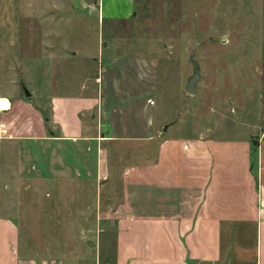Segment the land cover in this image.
Masks as SVG:
<instances>
[{"label": "rangeland", "instance_id": "1", "mask_svg": "<svg viewBox=\"0 0 264 264\" xmlns=\"http://www.w3.org/2000/svg\"><path fill=\"white\" fill-rule=\"evenodd\" d=\"M0 26L21 50L17 67L11 55L5 60L0 94H18L15 100L40 112L42 120L32 119L36 133L43 121L47 135H59L49 97L79 93L90 77L85 92L101 104L80 116L87 129L101 125L104 131L115 115L131 133L151 136L148 117L154 136L208 133L249 138L252 150L259 148L253 136L264 132V0H0ZM50 45L53 52L71 54L52 62ZM193 60L202 76L194 96L185 91ZM7 99L16 109L17 101ZM115 107L120 110L111 114ZM25 122L20 119L21 128ZM118 142L0 145V214L20 225L23 257H71L87 248L81 241L88 242L93 231L107 240L96 213L121 202L122 167H131L130 156L139 151ZM99 149L107 178L100 182ZM101 252L105 264L109 248L101 244Z\"/></svg>", "mask_w": 264, "mask_h": 264}, {"label": "crops", "instance_id": "2", "mask_svg": "<svg viewBox=\"0 0 264 264\" xmlns=\"http://www.w3.org/2000/svg\"><path fill=\"white\" fill-rule=\"evenodd\" d=\"M9 8L3 10L6 16L3 19L2 13L3 25ZM2 29L0 26L3 57L0 72L7 68L4 63L10 55L12 68L17 67L21 51ZM51 48L47 47V54L52 62L65 60L71 54L53 52L56 48ZM1 76L0 79H6L2 73ZM86 80L89 82L90 77ZM86 80L79 93L49 97L53 98L51 124L59 129L58 136L53 130L47 135L43 121L42 124L38 121L36 133L32 119L42 120L40 112L15 100L21 98L18 94L1 93L0 98L17 101V111L14 103L11 109L0 111V145L48 140L91 146L97 140L99 147L105 143L113 146L119 141L139 148L135 159L130 156L131 167H122L125 170L119 180L124 189L121 202L103 215L96 213L97 227H103L107 240L93 231L88 242L81 241L87 248L71 257L67 254L58 258L39 254L23 257L19 248L20 225L14 217L2 213L0 264H101V244L109 248L105 264H264V132L257 135V167L253 171L254 141L249 138L219 139L208 133L163 138L154 136L148 117L146 127L151 136L147 131L143 135L133 134L125 119L120 125L115 115H110L114 123L104 131L101 125L87 129L80 116L100 106L101 99L85 92ZM119 110L115 107L111 114ZM21 118L26 120L22 128ZM102 153L99 149L95 165L99 182L104 178ZM106 165L109 166V161ZM116 170L114 164L113 173ZM77 172L80 174L79 168ZM108 175L107 167L105 177Z\"/></svg>", "mask_w": 264, "mask_h": 264}, {"label": "water", "instance_id": "3", "mask_svg": "<svg viewBox=\"0 0 264 264\" xmlns=\"http://www.w3.org/2000/svg\"><path fill=\"white\" fill-rule=\"evenodd\" d=\"M194 70H193V74L189 77L187 85L185 86V91L189 94L194 96L197 92V86L199 84V82L201 81V66L200 63L197 60H193L192 61ZM25 94L27 97H31V93L25 89ZM165 130H167V128H165ZM256 145L259 146L258 144V138L259 136H256Z\"/></svg>", "mask_w": 264, "mask_h": 264}, {"label": "bare ground", "instance_id": "4", "mask_svg": "<svg viewBox=\"0 0 264 264\" xmlns=\"http://www.w3.org/2000/svg\"><path fill=\"white\" fill-rule=\"evenodd\" d=\"M11 109V102L7 98H0V111Z\"/></svg>", "mask_w": 264, "mask_h": 264}, {"label": "trees", "instance_id": "5", "mask_svg": "<svg viewBox=\"0 0 264 264\" xmlns=\"http://www.w3.org/2000/svg\"><path fill=\"white\" fill-rule=\"evenodd\" d=\"M253 151L255 152V157H254V155L252 156L253 157V160H252L251 167H252V170L254 171L255 170V166H257L255 164L257 162V148L256 149L254 148Z\"/></svg>", "mask_w": 264, "mask_h": 264}]
</instances>
